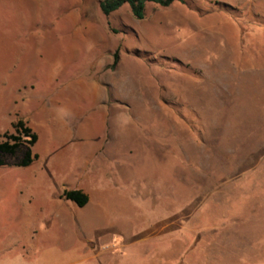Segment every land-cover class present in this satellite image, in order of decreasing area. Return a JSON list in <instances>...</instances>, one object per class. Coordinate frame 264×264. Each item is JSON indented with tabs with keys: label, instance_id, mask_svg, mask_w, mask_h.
<instances>
[{
	"label": "rangeland",
	"instance_id": "obj_1",
	"mask_svg": "<svg viewBox=\"0 0 264 264\" xmlns=\"http://www.w3.org/2000/svg\"><path fill=\"white\" fill-rule=\"evenodd\" d=\"M100 1L0 0V264H264V0Z\"/></svg>",
	"mask_w": 264,
	"mask_h": 264
},
{
	"label": "trees",
	"instance_id": "obj_2",
	"mask_svg": "<svg viewBox=\"0 0 264 264\" xmlns=\"http://www.w3.org/2000/svg\"><path fill=\"white\" fill-rule=\"evenodd\" d=\"M184 0H101L99 3L100 10L108 15L117 11L123 6H127L131 14L142 19L145 16L146 6L148 4H156L162 7H168L176 2ZM117 53H114L113 66L117 63ZM15 134L5 135L7 140H0V166L5 165V157L16 156L15 166H28L34 160L38 159V154L33 153L31 147L37 140V135L32 129L25 124L23 120H17L13 124ZM64 199L74 202L77 206L83 207L87 204L88 195L80 189L64 190L62 193Z\"/></svg>",
	"mask_w": 264,
	"mask_h": 264
}]
</instances>
